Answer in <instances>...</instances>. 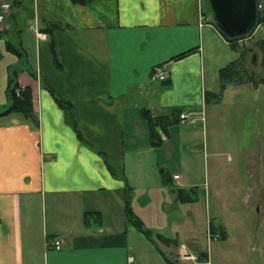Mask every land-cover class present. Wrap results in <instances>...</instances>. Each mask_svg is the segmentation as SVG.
I'll return each mask as SVG.
<instances>
[{
  "label": "crops",
  "instance_id": "1",
  "mask_svg": "<svg viewBox=\"0 0 264 264\" xmlns=\"http://www.w3.org/2000/svg\"><path fill=\"white\" fill-rule=\"evenodd\" d=\"M8 1L0 113L11 103L8 76L17 68L19 82L33 90L36 121L19 112L0 119V264H212L208 253L197 256L185 245L166 244L172 254H161L159 231L147 217L149 207L168 211L196 200L193 174L201 155L210 159L206 123L179 118L203 111L211 126L220 119L207 108L206 93L220 90V80L219 90L207 87L219 68L207 64L208 38L217 33L227 42L209 24L207 0ZM8 40L23 56L8 50ZM161 63L167 79L151 80ZM252 136L253 146L237 147L247 156L240 158L244 168L260 180L262 143L259 132ZM226 148L221 141L211 155ZM133 186L142 189L137 215L151 237L128 221ZM57 238L59 249L50 243Z\"/></svg>",
  "mask_w": 264,
  "mask_h": 264
},
{
  "label": "rangeland",
  "instance_id": "2",
  "mask_svg": "<svg viewBox=\"0 0 264 264\" xmlns=\"http://www.w3.org/2000/svg\"><path fill=\"white\" fill-rule=\"evenodd\" d=\"M205 8L212 25L209 0ZM254 34L236 39V43L221 34L227 43L223 42L217 33L216 37L210 34L208 38L207 64L221 68L236 59L241 68V80L246 82L227 85L219 102L215 99L208 102L207 108L216 111L220 119L212 121V126L209 115L205 121L209 131L210 159L206 162L201 155V166L193 174L198 181L193 185L199 188L198 198L179 208L170 205L168 211H158L160 207L158 210L157 207L153 210L149 207L150 216L144 213L151 219L156 231L171 239L169 243L158 241L159 248L156 249L164 256L172 254L166 244L181 248L185 245L189 252L197 256L208 253L212 264H264V83L259 84L258 89L253 86L255 80L264 77V47L261 41L264 40V25ZM219 68L214 71L213 81L208 78L209 90H219ZM5 117V114H0V119ZM225 132L228 135L224 138L222 135ZM252 132H259L258 140L262 143L260 180L253 178L247 167L244 168L246 160L242 162L241 159L247 156L244 158L237 147L240 141H244L245 148L253 146L255 139ZM221 141L227 143L225 154L211 155ZM134 183L130 180L128 185L132 187ZM132 189L130 203L137 214V201L141 200L142 189L138 186ZM169 192L165 191L166 194ZM191 209L193 217L189 213ZM211 227L219 233L224 230L226 235L211 239ZM134 242L137 243L138 238H134ZM136 247L137 251H141L139 244Z\"/></svg>",
  "mask_w": 264,
  "mask_h": 264
},
{
  "label": "trees",
  "instance_id": "3",
  "mask_svg": "<svg viewBox=\"0 0 264 264\" xmlns=\"http://www.w3.org/2000/svg\"><path fill=\"white\" fill-rule=\"evenodd\" d=\"M78 2H83L84 0H77ZM264 22V13L263 10H259V16H258V24H261ZM216 26L219 28V26L216 24ZM220 32L223 34L224 37H226L229 41H232L233 43H236V39L239 38H231L226 33L220 30ZM263 42L264 47V40H261ZM234 47H236L235 44H233ZM7 48L9 51L15 53L18 55V57L23 56V51L21 48L17 47L13 44L12 41L8 40L7 42ZM240 67L238 65V60H232L227 65L219 68V80H220V90L219 92H208L206 93V99L207 101L215 99L218 101L222 96V91L224 88L230 84V83H237V84H244L246 81L241 80L240 77ZM19 71L17 68L10 69L9 73V79H8V88H7V94L11 98V103L8 104L7 110L4 113H10V112H19L23 113L27 118L32 120L33 122L36 121V114L33 107V90L30 86H23L19 82ZM264 83V77L260 78L259 80H255L253 86H258L259 84ZM56 100L59 104H61L64 107H68L69 104L66 100L62 99L61 97H56ZM0 113V114H4ZM156 121H158L156 119ZM178 194L180 195V199L182 201H188L190 199V195L188 192H185L183 189L178 190ZM194 199V198H192ZM126 204H127V217L128 221L131 222L139 231L144 233L146 236L151 237L153 234V231L151 228L147 227L146 224L143 222V220L134 212L131 205L129 204L128 200V192L126 193ZM211 233H215L214 229L211 227ZM160 240H165L166 243H169L171 241L170 238L164 236L162 233L158 234ZM206 255H208L206 253Z\"/></svg>",
  "mask_w": 264,
  "mask_h": 264
},
{
  "label": "water",
  "instance_id": "4",
  "mask_svg": "<svg viewBox=\"0 0 264 264\" xmlns=\"http://www.w3.org/2000/svg\"><path fill=\"white\" fill-rule=\"evenodd\" d=\"M213 18L231 38H242L258 26L257 0H209Z\"/></svg>",
  "mask_w": 264,
  "mask_h": 264
},
{
  "label": "built area",
  "instance_id": "5",
  "mask_svg": "<svg viewBox=\"0 0 264 264\" xmlns=\"http://www.w3.org/2000/svg\"><path fill=\"white\" fill-rule=\"evenodd\" d=\"M259 8H262L263 5L261 3L258 4ZM12 8V4L8 0H0V30L5 28V23L7 21L8 15L10 14ZM201 19L204 21H208L207 17L202 13ZM41 35V33H39ZM168 75V65L166 63H161L153 66V68L150 71V79L153 81H165L167 79ZM180 121L183 123H194L198 119H201L203 122H205V114L203 111L201 112H188V111H182L179 114ZM175 178H179V175L176 174L174 176ZM211 239H217L219 238V234L211 235ZM51 244H53L56 248H61L63 244L62 238H57L54 241H50Z\"/></svg>",
  "mask_w": 264,
  "mask_h": 264
}]
</instances>
